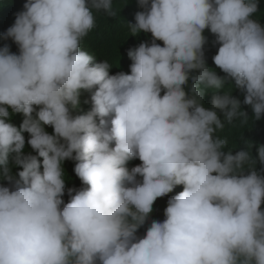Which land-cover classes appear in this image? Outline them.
Here are the masks:
<instances>
[{
  "label": "clouds",
  "instance_id": "9594fccd",
  "mask_svg": "<svg viewBox=\"0 0 264 264\" xmlns=\"http://www.w3.org/2000/svg\"><path fill=\"white\" fill-rule=\"evenodd\" d=\"M0 264H264L257 0H0Z\"/></svg>",
  "mask_w": 264,
  "mask_h": 264
},
{
  "label": "trees",
  "instance_id": "16d2710c",
  "mask_svg": "<svg viewBox=\"0 0 264 264\" xmlns=\"http://www.w3.org/2000/svg\"><path fill=\"white\" fill-rule=\"evenodd\" d=\"M258 2V12H260L262 10V8H264V0H257ZM7 7H9V3L7 4ZM15 20V18H14ZM10 27V25H9ZM2 28L4 29V32H6V30L8 29V26L5 22V24H3Z\"/></svg>",
  "mask_w": 264,
  "mask_h": 264
}]
</instances>
